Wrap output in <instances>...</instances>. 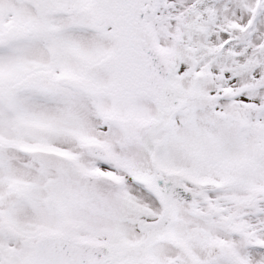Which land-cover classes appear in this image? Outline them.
<instances>
[{
    "label": "snow or ice",
    "instance_id": "snow-or-ice-1",
    "mask_svg": "<svg viewBox=\"0 0 264 264\" xmlns=\"http://www.w3.org/2000/svg\"><path fill=\"white\" fill-rule=\"evenodd\" d=\"M0 264H264V0H0Z\"/></svg>",
    "mask_w": 264,
    "mask_h": 264
}]
</instances>
